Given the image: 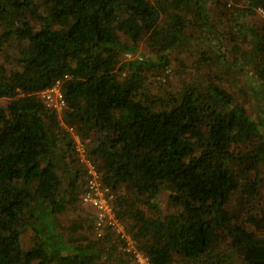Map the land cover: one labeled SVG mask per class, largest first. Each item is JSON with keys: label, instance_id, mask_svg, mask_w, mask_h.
<instances>
[{"label": "trees", "instance_id": "obj_1", "mask_svg": "<svg viewBox=\"0 0 264 264\" xmlns=\"http://www.w3.org/2000/svg\"><path fill=\"white\" fill-rule=\"evenodd\" d=\"M210 1L218 21L233 15L228 0ZM201 3L0 0V264H131L111 229L96 234L93 208L79 199L85 175L67 128L85 142L150 261L232 264L233 254L264 264V23L249 34L258 117L209 72L152 89L169 80V53H186L208 27ZM257 6L264 0L247 9ZM227 33L215 62L240 54ZM140 47L143 55L124 58ZM64 75L58 113L38 92ZM163 190L167 213L157 201ZM80 205L88 211L71 217Z\"/></svg>", "mask_w": 264, "mask_h": 264}, {"label": "rangeland", "instance_id": "obj_2", "mask_svg": "<svg viewBox=\"0 0 264 264\" xmlns=\"http://www.w3.org/2000/svg\"><path fill=\"white\" fill-rule=\"evenodd\" d=\"M228 1L227 7L233 9V15H219L218 17L220 18L218 21L216 15V13H218V8H215V5L212 4L210 0H202L201 4L206 8V20L208 27L203 28L197 34L199 36L194 41H192L188 45V47H186V53L177 52L176 49L169 53L170 64L163 74L164 77L166 73H169V80L168 82L167 80H165V82L163 79L162 82L164 81V85H158L156 88L153 87L152 89L154 92H158V94H161L163 93L164 86L165 88L169 89H177L185 83H189L193 80L202 82L204 74L206 72H209L210 74H213L214 77H216V81L220 79L223 83V86L228 90L233 91L237 95H242L241 101L247 108L249 114L253 117H258V114L261 113V101L259 100L260 97L257 94V91H259L260 93L262 92L259 84L257 83V76L250 73L254 65L251 61H249L248 56L251 50V38L249 34L253 23L255 21H259V25H261V23H264V18L261 17V15L257 12L258 6L255 8V12L253 11L251 13L248 11L247 7L249 0ZM237 23L238 25L237 27H235V24ZM227 32L237 35V43L239 44L238 51L240 54H238L236 59H234L233 61H229V63H223L222 59H219L218 62H215L213 60V53L218 52L220 49L221 51L224 50L223 45L225 38L226 36L229 37ZM227 46L228 43L226 47ZM146 50L144 47H140V49H138L136 53L125 54L124 58L129 59L141 56ZM8 51H10V53L13 52L10 49H8ZM201 51L209 53V55L206 56L208 58L205 62L197 61ZM225 52H227V48H225L224 53ZM210 56L212 58H210ZM152 58L154 60L156 59L155 56ZM4 101V99H0V104H3ZM73 133L74 131L71 130V136ZM74 134L78 135L77 133ZM168 194V191L163 190L157 197L158 204L163 213H167V211L170 209V205L168 203ZM87 206L88 205H86V207ZM86 207H82V205H80V207L75 209L70 216L80 218L81 215L85 213L84 211H88ZM62 220L66 221V217H63ZM123 223L125 224L124 221ZM29 236L30 234L28 232H25L22 235L21 240L24 246L29 243ZM120 249L122 250L121 247ZM230 257L232 260V264H242L235 255L231 254L229 258ZM131 264L138 263L132 258ZM173 264H185V262L178 259L175 260Z\"/></svg>", "mask_w": 264, "mask_h": 264}, {"label": "built area", "instance_id": "obj_3", "mask_svg": "<svg viewBox=\"0 0 264 264\" xmlns=\"http://www.w3.org/2000/svg\"><path fill=\"white\" fill-rule=\"evenodd\" d=\"M257 12L264 18V8L257 7ZM66 77L67 75H64L62 78L56 79L52 85L38 92L45 105L58 113L65 106L61 84ZM67 129L70 132L72 130V128ZM73 134L74 149L85 175V185L79 194V199L83 204L93 208L94 230L96 234L101 235L104 228L111 229L117 236L122 250L130 255L138 264H155L138 248L136 239L118 217L114 204V191L110 186L104 184L96 164L88 155L85 142L80 136Z\"/></svg>", "mask_w": 264, "mask_h": 264}]
</instances>
